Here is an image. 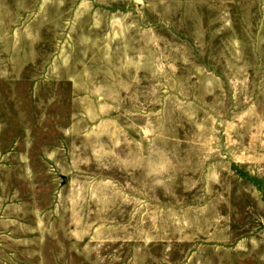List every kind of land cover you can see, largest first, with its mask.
Wrapping results in <instances>:
<instances>
[{
  "label": "rangeland",
  "instance_id": "1",
  "mask_svg": "<svg viewBox=\"0 0 264 264\" xmlns=\"http://www.w3.org/2000/svg\"><path fill=\"white\" fill-rule=\"evenodd\" d=\"M0 264H264V0H0Z\"/></svg>",
  "mask_w": 264,
  "mask_h": 264
},
{
  "label": "water",
  "instance_id": "2",
  "mask_svg": "<svg viewBox=\"0 0 264 264\" xmlns=\"http://www.w3.org/2000/svg\"><path fill=\"white\" fill-rule=\"evenodd\" d=\"M133 2L136 4H141L142 0H133Z\"/></svg>",
  "mask_w": 264,
  "mask_h": 264
}]
</instances>
